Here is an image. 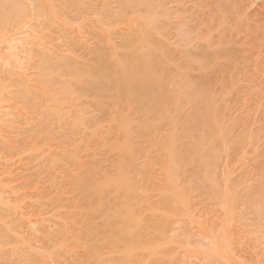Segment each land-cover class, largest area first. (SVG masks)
Masks as SVG:
<instances>
[{
	"label": "bare ground",
	"instance_id": "bare-ground-1",
	"mask_svg": "<svg viewBox=\"0 0 264 264\" xmlns=\"http://www.w3.org/2000/svg\"><path fill=\"white\" fill-rule=\"evenodd\" d=\"M154 1L102 0L104 10L115 4V16L109 17L105 11L95 16L94 21L109 45L106 50L92 52L83 41L87 0H0V63L20 69L22 52L32 47L43 51L36 83L25 80V73L20 70L22 78L10 96L16 101V114H35V124L27 135L30 140L20 151L36 159L35 165L47 172L50 186L58 175L69 177L73 194L68 204L60 206L56 203L60 190L42 193L34 178L17 186L10 177L0 174V264H58L75 253V240L89 256L90 264H100L96 247L86 242L89 238L99 239L103 232L109 244L118 245L115 252L119 258L114 261L126 264L138 241L135 236L161 230V224L134 217L139 201L152 196L144 194L151 176L148 174L145 182L135 186L122 169L125 164H134L130 143L125 148L120 145L130 142L135 135L150 137L161 125L165 126L166 134L159 145L168 155L165 175L169 182L174 181L171 170L175 166L183 170L191 168L203 177L219 180L223 186L221 228L215 235L204 229L212 239L208 248L214 251L213 256L231 264H259L237 258L225 231L234 213V181L221 126L220 103L235 91L237 78L227 74L218 79L216 73L231 60L235 61L241 52L252 53L254 59L262 56L260 61L264 59V0H194L195 11L189 9L194 11L190 20L196 19L193 22L197 23H189V27L188 23L183 24L187 26L182 29L191 32L188 30L191 27L193 34L196 31L193 46L197 51L175 65L163 57L166 50L163 42L154 39L158 25ZM49 24L68 32L74 46L88 51L90 58L82 60L65 51L50 52L55 46L52 41L57 38L51 34ZM263 61L257 65V60L255 68L264 79ZM167 72L171 75L165 76ZM213 72L215 78L209 75ZM52 78L59 79L58 87L52 84ZM164 84L165 92L161 90ZM8 87L7 81L0 80V108ZM112 89L114 92L109 93ZM84 96L100 114L88 134L87 109L80 102ZM114 100L121 104V110L105 122L100 120L114 109ZM2 123L0 115V126ZM107 126L120 133L121 142L96 138L106 132ZM87 137L94 140L96 147L87 145ZM253 143L243 139L240 144L255 151ZM98 147L122 154L116 163L118 168L101 170L94 156L90 169L81 168L79 160L94 155L93 150ZM258 155L264 156V152ZM254 162L257 178L263 181L264 157ZM218 164L222 165L221 172L215 177ZM108 188L113 189L114 201L127 199L119 206L122 215L110 208V201L103 200ZM75 198H81L83 203L78 204ZM254 208L264 218V206L256 203ZM123 225L131 236L123 237ZM139 226L140 229H134ZM43 233L45 236L40 238ZM56 233L61 236H54Z\"/></svg>",
	"mask_w": 264,
	"mask_h": 264
},
{
	"label": "rangeland",
	"instance_id": "rangeland-1",
	"mask_svg": "<svg viewBox=\"0 0 264 264\" xmlns=\"http://www.w3.org/2000/svg\"><path fill=\"white\" fill-rule=\"evenodd\" d=\"M193 1H154V6H157V8L154 7V11L157 10L158 12L156 14V18L158 17L157 33L154 39L157 42L160 41L159 43L163 42L162 44L166 49L163 57L170 60L173 65L183 62L186 55L192 56V54H195L196 49L193 45L197 41L195 38L196 31L194 30L193 34L191 27L188 29L191 32H185V29H182L183 24L188 23L189 27V23L196 20L193 18H191L193 19L192 22L190 20V15L193 17L195 11L192 7ZM114 5V3H111L104 10L102 0H87L84 4L86 24L83 41L89 45V50L92 52L104 48L106 50L109 45L104 39V32L99 29L94 18L104 11L109 17H114ZM190 8H193L191 11H194H189ZM193 23L196 24L197 22ZM186 26L183 28H186ZM48 28L51 34L57 38L54 42L52 41L55 46H52L50 52L55 51L53 53L58 54V52L65 51L75 54L82 60L90 58L88 51L79 46H74L68 32H65V30L63 32L61 28H55L51 24L48 25ZM65 33H68V36ZM184 34H186L187 44L183 37ZM113 39L117 40V38ZM42 52V50L34 47L22 52V66L20 69L0 63V80L9 83L8 91L2 95V106L0 108V115L3 118V123L0 126V174L10 177L13 184L17 186L27 179L34 178L35 181H38V190L42 193L48 190L52 193L62 191L57 193L56 200H58L56 203L63 206L68 204L73 196L71 193V180L65 175H58L57 178H54L55 184L50 186L48 177H46L47 172L35 165L36 159L32 155L20 151L24 144L30 140L27 135L31 126L35 124L33 118L35 114L27 115L23 112L16 114V101L10 99L16 88L15 84L22 78L20 77V70L25 73V80L30 84L36 83L37 72L40 70V61L43 56ZM251 55L253 54L246 51L245 53L241 52L237 55V58L235 57V61L231 60V63L223 69L224 71L214 72L218 79L221 75L220 79L227 77V74H232L237 78L235 91L228 94L224 101L220 103L221 126L224 128L229 147L228 163L233 171L234 181V198L232 200L234 213L225 227V231L228 233L233 252L237 258L248 263L258 262L264 264V218L259 217L254 208L256 203L264 206V180L261 181L257 178V170L254 168L256 164L254 160H261L264 157L262 155L257 156L260 151L261 153L264 152V83L261 81L263 76L261 77L258 67L255 68L257 60L259 61L257 62L258 65L264 59L260 61L259 59L262 56L259 59H254L255 57L252 58ZM263 64L259 66H263ZM208 69V72H211L210 68ZM257 71L260 74L259 77ZM214 72L212 75L209 73L210 77L216 76ZM170 73L167 72L165 76H170ZM51 82L55 87L59 86V79L52 78ZM217 83L219 84L220 81ZM165 85L161 87L163 92L167 89V85ZM111 92H114V90L109 91V93ZM80 102L81 106L87 109L85 128L88 134L93 129L94 122L99 119L100 114L94 109L86 96L81 98ZM121 108V104L114 100V109L100 120L107 121L110 115L120 111ZM165 132V126L161 125L150 137L135 135L130 139V142L120 145L125 148L130 143L129 148L134 164H125L122 169L131 178L133 184L135 186L140 185L145 182L148 174L151 176V179L146 183L144 194H152V196L139 201L135 207L134 217L144 222L152 220L161 224V230L157 228L154 233L135 236L138 241L131 251L132 257L126 261V264H231L213 256L214 251L208 248L212 239L204 233V229L207 228L212 235H215L221 228L224 217L223 186L219 180H210L192 171L191 168L183 170L175 166H172V170L170 169L174 181L169 182L165 175V171L169 166L167 165L168 155L159 145V141L162 142L165 138ZM23 138H25L24 142L21 141ZM96 138H106L116 143L121 142L122 139L120 133L110 126H107L106 132L100 133ZM243 139L246 143L247 140H252L257 149L253 151L251 146L240 144ZM87 140V145L93 148L96 147L91 137H87ZM93 151L94 155L86 152L88 155L79 160L82 169L91 168L94 156L98 168L112 170L117 166L116 163L122 155L115 151L103 150L100 147ZM91 152L92 149L89 150V153ZM28 166H31L32 169H28ZM77 166L73 165V168ZM221 166V164L217 165L215 177L220 175ZM75 199L78 204L83 203L81 198ZM103 200L110 201V208L114 209L118 215L124 213H121L119 206H123L127 199L121 198L114 201L112 188H108L103 194ZM96 221L99 222V220ZM99 223L101 224V222ZM54 227L56 228V226ZM101 228L102 226L99 227L100 232H102ZM140 228L141 226L134 229ZM60 229L58 227V230ZM122 229L124 231L123 237L132 235L125 225L122 226ZM139 231V233H143L141 230ZM53 235L56 237L61 236L60 233ZM44 236V233L39 235L40 238ZM99 237V239L89 238L86 244L96 247V251L102 260L100 264H117L114 260L119 258V255L115 252L118 245L109 244L104 232ZM77 244L79 245V242L75 240L73 248L75 253L71 256H65L58 264H90L89 256Z\"/></svg>",
	"mask_w": 264,
	"mask_h": 264
}]
</instances>
